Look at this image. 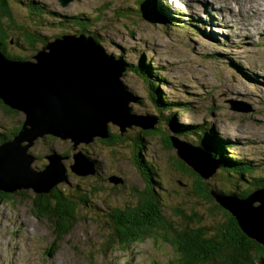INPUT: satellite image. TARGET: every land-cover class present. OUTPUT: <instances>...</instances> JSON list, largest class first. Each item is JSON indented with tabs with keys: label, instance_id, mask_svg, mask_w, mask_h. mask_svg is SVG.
<instances>
[{
	"label": "rangeland",
	"instance_id": "obj_1",
	"mask_svg": "<svg viewBox=\"0 0 264 264\" xmlns=\"http://www.w3.org/2000/svg\"><path fill=\"white\" fill-rule=\"evenodd\" d=\"M0 1L24 29L7 28L5 43L4 36L0 41L4 43L2 56L8 53L30 58L34 53L23 40L27 33H33L35 39L41 34L47 41H53L60 34L76 33L72 23H68L70 16L89 17L90 30L112 58L121 56L132 64L142 59L154 67L155 76L163 80V85L158 86L161 98L173 106H162V120L157 121L159 114L149 97L147 84L125 67L120 81L127 93L139 98L129 105L133 112L147 114L153 118L151 122H158L155 124L161 132L144 136L143 143L136 140L141 129L132 127L114 140L113 133L119 134V129L110 124V142L94 138L88 144H77V150L98 162L97 171L89 176H79L69 168L74 152L69 139L30 137L15 144L24 165L30 157L34 158L33 169L45 168L49 161L44 156L52 151L65 154L68 181L58 187L81 205L77 224L63 237H57L56 226L40 217L38 211L42 209L34 203L35 195L43 194L34 189L47 185L35 182L32 185L36 188L18 189L11 198L1 201L0 264H168L172 244L163 239L136 240L125 248L119 245L105 248L103 240L113 233L107 225V210L133 205L135 191L145 186L146 181L133 162L137 147L152 167L150 178L158 182L156 189L167 219L177 220L174 207L181 208L184 214H191L195 208L208 217L210 204L192 196L194 179L172 165L177 158L175 149L167 148L163 142L161 133L167 130L165 117L173 112L177 122L204 124L207 133L226 139L229 142L226 154L242 160L238 163L246 170L249 165L253 168L242 180L236 172L222 174L218 167L210 178H202L212 187L211 192L252 188L257 178H262L264 184V0L248 16L241 14L243 11H238L230 0H159L167 14L179 17L181 23L187 22L183 29L149 24L142 19L140 9L145 8L139 6L138 0H74L65 7L58 0ZM31 1L53 12V21L64 25L48 23L52 21L49 17L47 23L39 19L27 5ZM43 46L38 44V50ZM231 102L240 104L246 112L233 109ZM10 109L14 111L7 112L0 104V133L8 132L27 118L24 111ZM27 128L31 129L29 124L23 130ZM170 134L175 136L173 132ZM114 175L121 177L122 183L109 182L108 178ZM215 214L219 216L220 212Z\"/></svg>",
	"mask_w": 264,
	"mask_h": 264
},
{
	"label": "water",
	"instance_id": "obj_2",
	"mask_svg": "<svg viewBox=\"0 0 264 264\" xmlns=\"http://www.w3.org/2000/svg\"><path fill=\"white\" fill-rule=\"evenodd\" d=\"M72 1L74 0H58L62 7ZM62 50L65 54L59 59L58 54ZM5 58L0 56V75L3 76V79H0V98L4 104L24 111L27 118L23 120V128L17 136L0 143V166L17 162L12 158H6L8 153H18L15 144H21L22 141L24 143L30 137L37 139L51 134L73 142V163L69 168L79 176L89 175L95 173L96 169L94 164L88 161L87 154L77 150V144H88L94 138L108 139L110 124L117 126L121 135L133 126L141 129L154 128L156 122L155 120L151 122L152 117L133 112L129 105L138 98L127 93L126 86L120 81L125 67L118 64L90 36L63 33L53 41H47L46 45L30 58H7L6 61ZM46 59L55 66L46 67L44 65ZM46 72L50 74L48 79L43 78ZM60 81L67 87L66 91L56 84ZM15 87L19 90H12ZM55 89L59 94L52 93ZM231 107L246 112L238 103L231 102ZM43 122L46 124L42 125ZM27 124L31 129L27 128L24 131ZM170 135L171 146L175 149L176 155L201 178H207L210 173L204 166L205 162H208L207 158L201 159L196 154L200 153L197 147ZM45 158L49 163L44 166L45 168L37 170L31 166L33 157H30L28 163L26 161L24 170L21 171L29 176L27 178L11 173L3 174L5 170H0V189L14 191L29 186L36 188L32 184L37 183V180L46 181L37 174L50 175V179L43 184L47 185V188L34 189L36 192H47L54 184L66 183L67 168L63 160H66L67 156L52 151L45 155ZM57 167L61 168V171L57 170ZM32 176L34 177L31 180ZM108 180L113 184L122 183V179L115 175ZM211 195L217 205L238 213L234 216L238 219L241 229L264 245V187L251 190L244 198L224 192H211Z\"/></svg>",
	"mask_w": 264,
	"mask_h": 264
},
{
	"label": "trees",
	"instance_id": "obj_3",
	"mask_svg": "<svg viewBox=\"0 0 264 264\" xmlns=\"http://www.w3.org/2000/svg\"><path fill=\"white\" fill-rule=\"evenodd\" d=\"M138 4L142 8H145V11L140 9V12L143 14L142 19L146 20L151 25L168 28L178 26L179 29H183L187 26V22H179V17L167 14L159 0H138ZM27 5L30 11L40 17L39 19H42L44 22L47 20L46 18L49 17L52 21L48 23L53 25H64L61 22H54V18L52 17L55 16V14L45 9V7L41 8L37 5L35 6L33 1L29 2ZM176 13L179 14V12ZM69 18L70 22L68 23H72L73 27L76 29V33L85 34L94 38L97 43L99 42L96 33L90 30L91 19L89 17L75 14ZM189 25L192 26L193 29H197L195 25L191 23H189ZM9 26H13L17 31L23 29V26L18 25L13 20V16L4 2L0 1V41L4 36V43L8 36L5 32ZM32 35L33 33H27L23 40H25L24 42H26L33 53H35L36 50L39 49L38 44L39 47L40 45H45L47 39L43 40L46 38L45 35L40 34L37 36L38 39L33 38ZM35 41H37L38 44L35 43ZM4 43H0V50L2 51H4ZM98 44L101 45L100 42ZM6 57L10 59L27 58L23 56H11L8 53H6ZM114 58H116L118 62L124 63V67H126L127 70L134 72L138 75V78L145 81L148 86L149 97L159 114V116L154 114V116H157V121L161 119L160 114L162 113V106L167 105L173 108L172 102H164L161 98L158 86L163 85V80L158 77L157 74L155 76L153 66L142 59L136 64H132L127 59L126 61L123 60L121 56H114ZM155 77L157 78L155 79ZM132 97L136 98L135 95ZM0 104L7 112L14 111L10 109L12 107L4 104L1 98ZM174 114L175 112H173L171 116L165 117L167 130L161 133L163 142L167 148L172 147L170 140L172 136L170 133L173 132L177 139L194 147H200L205 151L208 154L207 161L219 165L222 174L236 172L240 179L245 180V173L252 171L253 168L249 165L250 169L246 170L245 166L238 163L242 160L232 158L226 154L225 150L229 146V142L226 139H221L216 134L207 133L205 130L208 128L204 124L179 123L175 120ZM22 128L23 122L9 129L8 132L0 133V142L9 141L14 136H17ZM158 132H161V130L156 124L152 129H141L136 136V140H138V142H143L144 136L154 135ZM113 134L115 135V133ZM121 136L122 135L116 134L113 139L116 140ZM46 138L53 139L56 137L48 134ZM106 140L107 139H103L102 141L106 143ZM138 151L139 148L137 147V153L134 154L133 162L136 169L146 181L145 186L142 190L135 191L136 202L133 205H127L125 210L122 211H119L118 208L112 215L109 213V210H107L108 213L106 216L109 218V220H107V225L110 229L112 228L113 233L103 240V246H105V248L109 245H119V248H125L133 241L154 237L155 240L163 239L172 244V253L168 264H264V245L255 239L252 240L247 233L241 229L238 219L232 215L229 210L215 203L211 195V191L213 190L212 187L205 183L204 180L197 173L193 172L177 155L172 165L181 173H185L194 179L191 194L193 197L203 199L206 203L210 204V207L207 209L209 214L206 218L205 215L198 213L195 208H192L191 214H184L185 212L181 208L174 207V210L176 209L178 212L176 213L177 220L172 221L167 219L162 213L163 206L161 204V196L156 189L158 187V182L156 180L152 181L150 178L152 167ZM60 155L64 156L65 154L62 153ZM90 159L92 161L95 160L91 157ZM220 162H223V164L225 162L226 165L221 166L222 164ZM248 162L249 164L251 163V161ZM223 177L227 181H230L229 178H226V175H223ZM251 185H253L252 188H246L238 192L230 189L214 190L216 192L234 194L238 195L239 198H244L251 190L264 186L263 179L257 178ZM58 186L59 184H54L49 187L47 192L35 195L36 198L34 203L39 205L42 209L38 211L40 217L52 222L53 225L56 226L57 230H55L59 233L57 237H63L77 224V210L81 203L77 202V200L73 199L71 196H67ZM17 191L18 190L4 191L0 189V203L6 198H11L14 195L13 193ZM218 211L220 214L216 216L215 213ZM210 212L214 214H210Z\"/></svg>",
	"mask_w": 264,
	"mask_h": 264
},
{
	"label": "bare ground",
	"instance_id": "obj_4",
	"mask_svg": "<svg viewBox=\"0 0 264 264\" xmlns=\"http://www.w3.org/2000/svg\"><path fill=\"white\" fill-rule=\"evenodd\" d=\"M234 5H236L237 6V9H238V11L239 10H242L243 11V14H249V11L250 10H252L253 8H256L257 7V5H259L260 4V2L259 1H252V0H230ZM229 1V2H230ZM233 6V5H232ZM259 7V6H258ZM225 9V8H224ZM239 13V12H238ZM241 16V15H240ZM99 43V42H98ZM46 45V44H45ZM40 46H42V45H40ZM50 52V51H49ZM64 54H65V52L62 50V51H60L59 52V54H58V56H59V59L61 58V57H63L64 56ZM6 57V56H5ZM48 59V58H47ZM46 59V61H45V63H44V65H46V67L47 66H55L54 64H52L49 60H47ZM118 64H120L121 66H123L124 67V63H121V62H118L117 61V59H115V58H113ZM6 60H8L7 59V57L5 58V61ZM42 60H43V58H42ZM57 63V62H56ZM125 70V69H124ZM47 74H44L43 75V78L44 79H48L49 78V73L48 72H46ZM57 73V72H56ZM2 75V74H1ZM0 75V76H1ZM0 79H3V76H1V78ZM69 83V82H68ZM53 84H54V82H53ZM56 84H59V87H61L64 91H66L67 90V87H65L64 85H62V82L60 81L59 83L58 82H56ZM55 84V85H56ZM73 84V83H72ZM11 88V87H10ZM12 90H14V91H18L19 90V88H17V87H15V88H13ZM52 93H54V94H59V92H58V90L57 89H55V90H53L52 91ZM60 93H64V92H60ZM34 102V101H33ZM26 104V103H25ZM32 104V103H31ZM33 116V115H32ZM42 118V117H41ZM64 119V118H63ZM45 120V119H44ZM41 121H42V119H41ZM40 121V122H41ZM39 122V123H40ZM48 122H49V120H48ZM34 123H35V121H34ZM46 123L45 122H43L42 123V125H45ZM191 126V125H190ZM29 131V130H28ZM28 136V135H27ZM25 139V138H24ZM30 139V138H29ZM23 140V139H22ZM6 142V141H5ZM199 150H200V153L199 152H196V154L201 158V159H206L207 157H208V154L205 152V151H203L200 147H197ZM15 149V148H14ZM86 157H87V159H88V156L86 155ZM6 158H12L13 159V161L14 160H16L17 162H13V163H11V164H8V165H3L2 164V166H0V170L2 171V170H5V172H3V174H5V173H11V175L13 174L14 176H20L21 175V178H27L28 176H26L21 170L25 167L24 166V164H23V158H22V155H19L18 153H10V154H7L6 155ZM2 161H4V159H2ZM88 161H90V162H92L93 164H94V169H96V166H97V163H96V160H94V161H92L91 159L89 160L88 159ZM87 162V161H86ZM4 163V162H3ZM89 164V163H88ZM91 164V163H90ZM205 169L206 170H208L210 173H209V175L207 176V178H205V179H208V178H210L215 172H216V169L219 167V165H216V164H214V163H212V162H205ZM138 167V166H137ZM43 169V168H42ZM24 170V169H23ZM35 170H37V169H35ZM57 170H59V171H61V168H57ZM203 172V171H202ZM89 173H91V172H89ZM201 173V172H200ZM208 173V172H207ZM94 174V173H93ZM37 175H39L40 177H44L47 181H49V179H50V175H48V176H44V175H40V174H37ZM89 175H92V174H89ZM89 175H83V176H89ZM202 175V174H201ZM66 177H67V181H68V169H67V171H66ZM15 178V177H14ZM37 183H39L40 185H43V184H46V181H44V180H37ZM213 192H216V191H213ZM230 213L232 214V215H238V213H236V212H232V211H230ZM249 237L251 238V239H254V237L252 236V235H249Z\"/></svg>",
	"mask_w": 264,
	"mask_h": 264
},
{
	"label": "flooded vegetation",
	"instance_id": "obj_5",
	"mask_svg": "<svg viewBox=\"0 0 264 264\" xmlns=\"http://www.w3.org/2000/svg\"><path fill=\"white\" fill-rule=\"evenodd\" d=\"M116 136V134L113 136V138ZM45 136H43V138H44ZM108 142H110V140L109 139H107L106 140V143H108ZM127 207V205H125V206H116V209L115 210H111V209H108L109 210V213L112 215L115 211H117L118 210V208H119V211H122V210H125V208Z\"/></svg>",
	"mask_w": 264,
	"mask_h": 264
},
{
	"label": "clouds",
	"instance_id": "obj_6",
	"mask_svg": "<svg viewBox=\"0 0 264 264\" xmlns=\"http://www.w3.org/2000/svg\"><path fill=\"white\" fill-rule=\"evenodd\" d=\"M101 46V45H100ZM102 47V46H101ZM108 54V53H107ZM117 127V126H116ZM119 134H120V132H119ZM121 135V134H120ZM123 135V134H122ZM111 138V135H110V137L108 138V139H110ZM101 140H103V139H101ZM96 163L98 164V162L96 161ZM97 169H98V166H96V171H97ZM121 178V177H120ZM109 181V180H108ZM110 182V181H109ZM113 184V183H112ZM114 185H116V184H114ZM262 187H264V186H262Z\"/></svg>",
	"mask_w": 264,
	"mask_h": 264
}]
</instances>
